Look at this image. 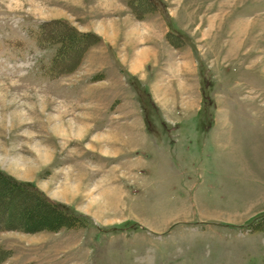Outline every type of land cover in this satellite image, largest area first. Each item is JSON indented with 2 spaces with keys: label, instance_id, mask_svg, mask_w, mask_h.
<instances>
[{
  "label": "rangeland",
  "instance_id": "rangeland-1",
  "mask_svg": "<svg viewBox=\"0 0 264 264\" xmlns=\"http://www.w3.org/2000/svg\"><path fill=\"white\" fill-rule=\"evenodd\" d=\"M156 5L0 0V214L31 228L1 229L0 264H264V0ZM128 13L182 53L174 104L110 46Z\"/></svg>",
  "mask_w": 264,
  "mask_h": 264
},
{
  "label": "crops",
  "instance_id": "crops-1",
  "mask_svg": "<svg viewBox=\"0 0 264 264\" xmlns=\"http://www.w3.org/2000/svg\"><path fill=\"white\" fill-rule=\"evenodd\" d=\"M120 16H123V18L119 20L117 24V26L119 27L118 29L120 42L118 44L114 43L115 45H110L118 49V61H120L123 65L131 64L130 67L128 66V68H130L129 72L133 75H137L135 71H139V69L146 71L145 80L144 78H141L139 80L141 84H146L151 74L155 75V81L149 83V93H151L153 101L156 104H166L167 102L169 104H174L176 102V99L179 96H182V93L180 94L182 87L185 89V84L182 80L184 72L182 71V67H185V64L183 62V58L181 57L182 53L178 51L175 46L171 42H169V40H166L167 33L165 30V25H163L162 21L156 20L155 28L153 30L149 28L148 32L150 35L148 37H142L143 41L139 42L137 39H134L132 28L137 27V30H140L142 27H144L143 22L138 19L136 20L133 16H130L129 13L119 15V18H121ZM134 19L136 22L134 21ZM163 22L165 23V21ZM142 30H144V28ZM104 40L107 41V38L103 37V41ZM175 57L178 59H176ZM173 59L175 61L178 60V64L183 63L181 65L182 67L180 75L182 84L180 87H177L174 86L173 83L168 82L169 84L166 88L168 98L166 100L162 98L164 93L161 86H159V81L162 79V75H164L167 70H170V63L173 61ZM168 77L172 78L173 76H171L170 73V75L168 74ZM175 77L176 74L173 78ZM186 93L187 90L185 89V94ZM174 110L175 106L173 107V111L171 113L175 112ZM171 113H168L166 111L162 112V119H164V122L167 125L172 126L176 124V122L174 120L175 117L172 116ZM142 125L145 128L143 122Z\"/></svg>",
  "mask_w": 264,
  "mask_h": 264
},
{
  "label": "trees",
  "instance_id": "trees-1",
  "mask_svg": "<svg viewBox=\"0 0 264 264\" xmlns=\"http://www.w3.org/2000/svg\"><path fill=\"white\" fill-rule=\"evenodd\" d=\"M156 1L157 0H146V2L148 3L149 2V5H150V7H152V8H156L157 7V5H156ZM137 3L136 4H133L132 5V8H133V11H136V8H137ZM136 13V12H135ZM170 34L172 35V33L170 32ZM143 95V94H142ZM141 97V100H142V103H144V97H142V96H140ZM17 187V186H16ZM31 191H33V192H35V193H39L40 194V191H38V189L37 188H33V187H31V189H30ZM43 200L45 201V203L47 204V206H49V208L59 217V218H62V220H63V222L66 220L67 222H69L70 220H74V221H76V222H78V223H80V220H79V217L80 216H73V215H71V214H69L68 213V210L66 209V206H64L63 204H61V203H59V202H56V201H53L52 199H50V198H48V197H44L43 198ZM4 211H3V214H0V231H1V229H3V227L5 228V227H7V225H8V227L10 228V229H13V228H15V229H20V230H27V231H30L31 230V228H26V229H22L23 228V226L21 225V224H23V223H21L23 220H19V223H21V224H19L18 223V225L15 227V226H13V224L14 223H12V221H9V219H10V217H9V214H8V210H7V207H5V209H3ZM7 210V211H6ZM7 220H8V222L9 223H7ZM61 221V220H60ZM11 226V227H10ZM51 225H49V224H45V225H43L42 227H40L39 229V231H42V230H47V229H49V230H52L51 229V227H50ZM54 229V228H53ZM52 231H54V230H52ZM1 251H3V250H1ZM4 252V251H3ZM5 253V252H4Z\"/></svg>",
  "mask_w": 264,
  "mask_h": 264
}]
</instances>
